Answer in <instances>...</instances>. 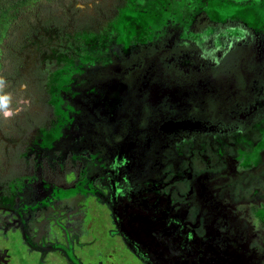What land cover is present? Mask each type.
I'll use <instances>...</instances> for the list:
<instances>
[{
  "label": "rangeland",
  "instance_id": "obj_1",
  "mask_svg": "<svg viewBox=\"0 0 264 264\" xmlns=\"http://www.w3.org/2000/svg\"><path fill=\"white\" fill-rule=\"evenodd\" d=\"M33 2L67 27L16 68L2 22L0 264H264V0Z\"/></svg>",
  "mask_w": 264,
  "mask_h": 264
},
{
  "label": "trees",
  "instance_id": "obj_2",
  "mask_svg": "<svg viewBox=\"0 0 264 264\" xmlns=\"http://www.w3.org/2000/svg\"><path fill=\"white\" fill-rule=\"evenodd\" d=\"M42 8L30 0H0V34L2 22L7 23V32L11 37L20 38L13 47V56L16 58V68L22 65L20 50L25 45V41L32 35H36L41 28L53 26L60 32L65 31L67 21L61 15L50 14L46 19H42ZM81 25V29H83ZM85 28V27H84ZM15 52V53H14ZM17 71V70H16ZM41 88L45 86L41 80Z\"/></svg>",
  "mask_w": 264,
  "mask_h": 264
},
{
  "label": "flooded vegetation",
  "instance_id": "obj_3",
  "mask_svg": "<svg viewBox=\"0 0 264 264\" xmlns=\"http://www.w3.org/2000/svg\"><path fill=\"white\" fill-rule=\"evenodd\" d=\"M227 76V75H225ZM127 88H126V91H125V94L127 93H131V86L129 85V83L123 81ZM137 88V86H136ZM133 96V95H132ZM135 99L138 101L139 99L137 97H135ZM140 101V100H139ZM126 106V100H124V103H123V107ZM171 232H165V236H161L158 239V245H162V247H160V251L161 252H166L167 255L169 256H174L176 257L179 252L181 251L180 250V245H177L176 242L174 241V238L171 237ZM171 237V238H170ZM158 264H161L160 262Z\"/></svg>",
  "mask_w": 264,
  "mask_h": 264
}]
</instances>
